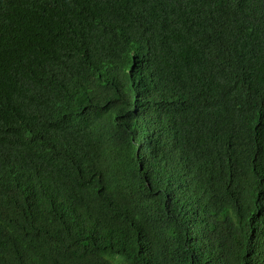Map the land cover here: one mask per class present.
Segmentation results:
<instances>
[{"label": "trees", "instance_id": "obj_1", "mask_svg": "<svg viewBox=\"0 0 264 264\" xmlns=\"http://www.w3.org/2000/svg\"><path fill=\"white\" fill-rule=\"evenodd\" d=\"M0 264H264V0H0Z\"/></svg>", "mask_w": 264, "mask_h": 264}]
</instances>
